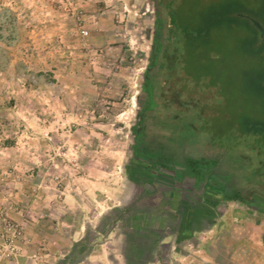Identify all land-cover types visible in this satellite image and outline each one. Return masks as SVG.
<instances>
[{"label": "rangeland", "instance_id": "obj_1", "mask_svg": "<svg viewBox=\"0 0 264 264\" xmlns=\"http://www.w3.org/2000/svg\"><path fill=\"white\" fill-rule=\"evenodd\" d=\"M251 18L264 27V13ZM152 32L149 0H0V264H191L189 228L180 227L179 213L157 205L129 174ZM261 57L248 67L264 93V49ZM167 65L153 78L155 100ZM168 73L185 113H193L190 98L197 107L211 105L214 88ZM258 94L237 117L245 111L264 120ZM218 107L216 114L208 108L206 128L197 121V131L171 134L159 120L172 109L156 106L149 130L177 141H153L159 148L152 161L169 171L188 154L209 151L223 160L215 180L219 173L234 180L227 169H238L249 192L264 197V172L255 174L264 168V145L249 136L253 149H237L234 142L244 138L228 133L230 116ZM204 113L196 115L202 123ZM217 133L224 150L208 139ZM192 177L198 186L201 173ZM261 215L255 224L264 241ZM181 219L187 224L188 213Z\"/></svg>", "mask_w": 264, "mask_h": 264}, {"label": "trees", "instance_id": "obj_2", "mask_svg": "<svg viewBox=\"0 0 264 264\" xmlns=\"http://www.w3.org/2000/svg\"><path fill=\"white\" fill-rule=\"evenodd\" d=\"M149 1L153 6V32L141 88L148 95L151 90L153 91L155 85L153 78L165 65L164 60H166V63H171L166 64L167 69L180 71L183 79H189L195 85L203 84V86L214 88L211 105L197 107L199 119L203 118V110L207 109L203 123L197 118L199 126L206 128L204 125H208V117L219 112L218 106L222 104V114L230 116L228 133L244 138L234 142L237 149L248 145L250 149H253V145L246 139L249 136L258 138L264 145V120L246 114L245 111L236 116L239 106L246 108L247 104L259 95L258 93L264 94L259 92L261 91L258 88L259 83L255 81L251 73V67H248L249 63L260 61L259 59L262 58L264 40L257 37L258 31L249 18L255 11L264 13V0ZM169 48L172 50L168 51ZM208 108H211V114ZM222 134L217 133V139L212 136L208 139L224 150V144L220 138ZM210 154L208 155L211 156ZM259 155L263 160L264 152ZM209 159L211 160L203 161V164H200V159H197V172L203 176L210 173L211 167L216 172L219 162L222 161L221 155L216 154ZM261 166L255 169L256 175L264 172ZM219 174L221 177V173ZM233 189L231 190L238 195L239 192ZM246 189L249 188L246 187ZM240 194L239 197L242 198ZM236 195L230 194L228 199L237 200ZM259 197L264 199L263 196Z\"/></svg>", "mask_w": 264, "mask_h": 264}, {"label": "flooded vegetation", "instance_id": "obj_3", "mask_svg": "<svg viewBox=\"0 0 264 264\" xmlns=\"http://www.w3.org/2000/svg\"><path fill=\"white\" fill-rule=\"evenodd\" d=\"M164 64L166 65L167 63L165 62ZM165 70H167V67H165ZM169 74L170 73H168V70L167 73H163V78L160 81V93H158L159 100H155L152 90L149 95L143 90V98L141 100L139 99V107L138 111L136 112V123L134 124V126H132V156L129 160V174L131 175L130 177L134 178L138 182L141 181L142 189L148 193V196L158 197L157 205L168 206V210L170 212L179 213L178 222H180L181 220V211L183 214L189 213L194 210L195 207L198 206L204 208L209 205L213 208L219 207L221 208V210H227V197L228 194L234 190L233 188H235V190H238L240 193L242 192L244 194L242 195V198L238 197L237 200H232V204L243 205L248 207L247 210L251 212L254 211L255 214H258L259 219L261 221L262 218L260 216H262L261 214L264 215V205L262 203V200L261 205L260 203H258L259 205L254 203L256 202L255 199L258 200L261 197H259V195H252L251 192H249L251 190L246 189V183L243 178L240 177V171L238 169H227L228 175L233 177L234 180L223 178L222 173L221 177L215 180V177H217L218 172H214L213 168L211 167L210 173L206 174V176H203L202 174V179H200L201 181L198 182V186L195 185L194 178L192 177V175L196 174L198 171L197 159H200V164H203V161L205 160H211L209 158H212L213 154L211 153V156H209V151L207 155H201L200 157L197 155V153L195 155L193 153L188 154V156L184 158L182 165H176L178 167L171 166V169L169 171H163V165L152 161L155 159V157H153V152H156L159 148L157 146L158 143H163L166 140L167 136V140L171 139L173 143L177 141L176 138H173L168 134L167 136H165L160 132H156V130H149L148 125L153 124L154 122L153 115L156 106H159V108L170 107L172 109V112L168 116H165L163 119L161 118L162 120H159V126L171 131V134H173V132H176V130L178 129L182 130V128L184 127H188L191 130L197 131L196 100L195 98H190V100L194 103L193 113H189V115L185 113L186 110H183L182 108V101L177 99V96L179 95H177L178 93H176L177 88L175 85L176 83H174L176 82V79L173 78L175 76H170ZM191 83L193 84V86H195L193 82ZM179 89L181 90V87H179ZM142 107H144V109ZM186 115H188L186 120L181 122L183 117H186ZM166 118L167 123L164 122ZM173 123L176 124L173 126ZM153 134L155 136H153ZM188 140L189 139H185L183 141L181 139V141L183 142H187ZM153 141L157 145H153ZM191 146L186 144L184 148L188 150V147ZM161 148L162 147H160V149ZM141 150L144 154L141 153ZM180 152L181 150L178 151V154ZM180 155L182 157L183 153L181 152ZM152 167H154V169ZM230 176L229 178H231ZM209 181H214L215 183L208 184ZM249 193L251 194V196H249ZM247 195L249 196L248 200L246 199ZM167 224L168 223H166V225Z\"/></svg>", "mask_w": 264, "mask_h": 264}, {"label": "crops", "instance_id": "obj_4", "mask_svg": "<svg viewBox=\"0 0 264 264\" xmlns=\"http://www.w3.org/2000/svg\"><path fill=\"white\" fill-rule=\"evenodd\" d=\"M230 194L236 195L232 191L228 197ZM239 194L236 196L239 197ZM227 205V210L209 205L204 208L195 207L188 213L189 227L188 223L184 224L185 220H180L181 228H189L193 252L190 256L191 264L263 263V234L255 224V215L258 214L241 209L240 206L232 204L230 199ZM182 215L184 214L181 211V217Z\"/></svg>", "mask_w": 264, "mask_h": 264}, {"label": "water", "instance_id": "obj_5", "mask_svg": "<svg viewBox=\"0 0 264 264\" xmlns=\"http://www.w3.org/2000/svg\"><path fill=\"white\" fill-rule=\"evenodd\" d=\"M251 24L256 28V30L258 31L260 36L264 35V27L260 25V23L258 21H256L253 18H249Z\"/></svg>", "mask_w": 264, "mask_h": 264}, {"label": "built area", "instance_id": "obj_6", "mask_svg": "<svg viewBox=\"0 0 264 264\" xmlns=\"http://www.w3.org/2000/svg\"><path fill=\"white\" fill-rule=\"evenodd\" d=\"M80 33H81L82 35H85V34H86V30H85V29H81V30H80Z\"/></svg>", "mask_w": 264, "mask_h": 264}]
</instances>
